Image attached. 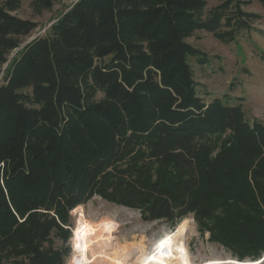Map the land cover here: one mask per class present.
Instances as JSON below:
<instances>
[{
  "label": "trees",
  "instance_id": "1",
  "mask_svg": "<svg viewBox=\"0 0 264 264\" xmlns=\"http://www.w3.org/2000/svg\"><path fill=\"white\" fill-rule=\"evenodd\" d=\"M249 1L205 14L206 0H77L21 46L37 23L13 14L20 0H0V264H65L77 186L131 138L175 152V174L158 163L129 201L115 188L104 197L160 218L163 197L181 196L180 215L226 245L264 242V124L202 100L188 62L200 51L186 41L203 29L228 43L258 17L241 9Z\"/></svg>",
  "mask_w": 264,
  "mask_h": 264
},
{
  "label": "rangeland",
  "instance_id": "2",
  "mask_svg": "<svg viewBox=\"0 0 264 264\" xmlns=\"http://www.w3.org/2000/svg\"><path fill=\"white\" fill-rule=\"evenodd\" d=\"M75 1L77 0H56L51 9L37 13L31 5V0H20V6L13 14L37 23L36 28L23 38L21 46L45 34L51 22ZM206 1L205 14L221 2ZM241 9L258 17L249 22L247 29L234 34L228 43L207 30H196L192 36L186 38V41L200 53L197 56H189L188 62L194 72L197 93L205 103L219 98L226 104L239 106L243 119L249 124L256 121L264 124V5L257 0H250L249 3H243ZM223 29L228 30L229 27ZM15 52L16 50L9 54V59ZM98 97H101V93ZM151 148H155L156 151H152ZM167 148L153 142L147 145L145 140L139 138L120 141L116 151L107 159L100 160L103 166L99 173H85L76 188L79 195H74L81 198L76 203L72 202L73 207L68 210L67 224L64 225L70 232L67 244L71 250L65 264H74V232L80 216L95 227L104 226L112 232L110 235L112 240L110 239L111 242L106 246L107 251L122 245L127 246L129 252L126 255V262L129 264H141L138 260L141 252L146 256L156 252L159 240L184 219H187L185 231L188 264H264V242L253 245L242 241L238 246L226 245L217 240L211 231L202 229L193 213L180 215L186 206L181 202V196L180 198L173 196L171 199L163 197L166 200L165 209H170V215L148 218L139 207L110 200L98 191L113 188L122 190V193L126 194L124 199L129 201V192L131 189L135 190L132 185L136 179L144 181L143 178H146L150 182V179L156 178L151 166L159 163L165 168L166 173L172 171L175 152L167 153ZM161 154L164 158L160 157L157 160L162 161H154L155 157ZM172 172L171 175H174V171ZM140 185L141 187L136 185L140 190L153 189L146 183ZM182 189L184 188L175 187L174 191ZM115 196L121 198L122 194L116 192ZM151 203L152 201L148 205ZM54 242L56 246L62 244L60 238ZM87 256H90V252ZM90 264L110 263L97 261ZM148 264L160 263L150 261Z\"/></svg>",
  "mask_w": 264,
  "mask_h": 264
},
{
  "label": "bare ground",
  "instance_id": "3",
  "mask_svg": "<svg viewBox=\"0 0 264 264\" xmlns=\"http://www.w3.org/2000/svg\"><path fill=\"white\" fill-rule=\"evenodd\" d=\"M186 223L187 219L182 220L175 229L162 237L159 241L165 237H169L170 240L163 247L158 244L156 252H152L147 256L141 252V256L138 255L140 263L148 264L150 261H156L160 264H188ZM111 233L107 227H95L80 216L78 226L74 232V264H90L97 261H109L110 264H129L126 262V255L129 252L127 246L112 247L111 251H107L106 246L111 242ZM88 252H90V256H87Z\"/></svg>",
  "mask_w": 264,
  "mask_h": 264
},
{
  "label": "snow or ice",
  "instance_id": "4",
  "mask_svg": "<svg viewBox=\"0 0 264 264\" xmlns=\"http://www.w3.org/2000/svg\"><path fill=\"white\" fill-rule=\"evenodd\" d=\"M169 240H170L169 237H165L163 240H161V241L159 242V246H160V247H163L164 244H165L166 242H168Z\"/></svg>",
  "mask_w": 264,
  "mask_h": 264
}]
</instances>
